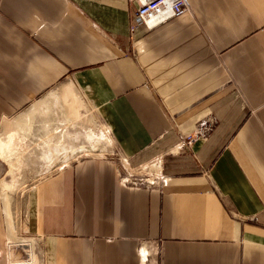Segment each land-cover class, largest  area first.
I'll list each match as a JSON object with an SVG mask.
<instances>
[{"label":"crops","instance_id":"obj_1","mask_svg":"<svg viewBox=\"0 0 264 264\" xmlns=\"http://www.w3.org/2000/svg\"><path fill=\"white\" fill-rule=\"evenodd\" d=\"M186 2L147 31L134 0H0V126L47 112L35 98L71 76L125 166L165 178L124 183L110 162H75L33 187L19 229L8 200L14 235L36 245L10 248L36 264H264V0ZM8 232L0 196V264Z\"/></svg>","mask_w":264,"mask_h":264},{"label":"rangeland","instance_id":"obj_2","mask_svg":"<svg viewBox=\"0 0 264 264\" xmlns=\"http://www.w3.org/2000/svg\"><path fill=\"white\" fill-rule=\"evenodd\" d=\"M67 82L70 84L61 89L57 98L59 86ZM70 89L73 91L72 94L68 91ZM67 92L71 96L74 95L78 101V113L80 114L78 119L70 116L68 108L64 104V99L68 96ZM35 102L44 103L48 111L38 110L36 113L33 111V107L31 109L26 107L21 111L27 117L17 130L12 131V127L5 130L3 125L0 126V132L7 133L8 136L10 133L21 132L22 135L27 134L22 138L32 137L31 141L5 140V134L0 138V196L9 229V248L20 243L30 247L31 243L34 253L36 245L33 238L26 234L23 236L26 237V240L23 241L20 236L17 235L16 238L13 233L7 215L8 200L11 209L10 214L15 217L14 224L19 229L21 220L19 218L18 221L17 214L18 211L19 217L24 214L25 206L27 207V197L33 187L51 174L75 162L83 160L110 162L114 166L118 180L125 177L138 182L147 179L149 176L158 175L152 167L150 171H153L155 175L148 168L143 169L142 167L131 170L125 166L109 132H105V126L99 119L96 109L71 76L37 96ZM40 120L41 123L39 124ZM13 121L14 118L6 122ZM19 135L16 136L19 137ZM16 136L14 137L18 138ZM21 229L24 231L23 227ZM22 248L27 250L26 247ZM9 250L11 264L28 261L31 264H36V259L31 252L27 255V251L19 252L17 247ZM23 259L25 260L23 261Z\"/></svg>","mask_w":264,"mask_h":264},{"label":"built area","instance_id":"obj_3","mask_svg":"<svg viewBox=\"0 0 264 264\" xmlns=\"http://www.w3.org/2000/svg\"><path fill=\"white\" fill-rule=\"evenodd\" d=\"M136 4V10L134 13L135 22L145 27L147 31H151L154 28L164 24L168 20L177 18L187 11L186 0H134ZM135 24H129V33L132 34ZM210 131V123L199 125L192 134L183 137L181 144L184 147H188L196 138H204ZM124 183L136 184L143 183L148 187H157L165 183V178L159 175L147 177L142 181L135 182L134 179L126 178L121 179Z\"/></svg>","mask_w":264,"mask_h":264},{"label":"bare ground","instance_id":"obj_4","mask_svg":"<svg viewBox=\"0 0 264 264\" xmlns=\"http://www.w3.org/2000/svg\"><path fill=\"white\" fill-rule=\"evenodd\" d=\"M7 130V129H6ZM11 131V130H10ZM20 245H23V244H18L17 246H20ZM24 264H31V262L30 261H28V262H24Z\"/></svg>","mask_w":264,"mask_h":264}]
</instances>
